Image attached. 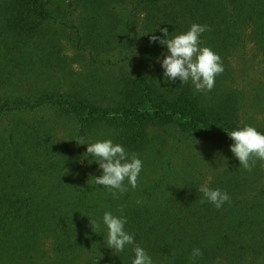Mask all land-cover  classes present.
<instances>
[{"label": "trees", "instance_id": "1", "mask_svg": "<svg viewBox=\"0 0 264 264\" xmlns=\"http://www.w3.org/2000/svg\"><path fill=\"white\" fill-rule=\"evenodd\" d=\"M192 23L209 26L203 46L224 64L207 93L169 84L155 61L164 49L149 43L158 27ZM249 45L264 61V0H0V264H131L130 249L119 260L100 244L103 226L91 230L105 211L128 218L154 264H264V162L243 169L227 135L264 132L263 86L238 63ZM108 51L122 58H99ZM77 138L136 153L138 186H96ZM201 184L230 200L201 203Z\"/></svg>", "mask_w": 264, "mask_h": 264}, {"label": "clouds", "instance_id": "2", "mask_svg": "<svg viewBox=\"0 0 264 264\" xmlns=\"http://www.w3.org/2000/svg\"><path fill=\"white\" fill-rule=\"evenodd\" d=\"M157 29L160 34L151 32L149 43L164 49L155 58L162 69L163 78L169 84H174L177 80L180 84L191 82L194 93L210 92L215 86L216 77L224 72V64L218 53L203 46L201 37L209 31V26L192 23L187 31L176 35H172L173 32L170 33L167 27ZM227 135L232 141L229 150L243 169L251 172L257 161L264 162V132L258 131L252 125H244L227 132ZM74 140L77 146L86 145L77 162L82 165L85 162L97 165L100 174L93 176L96 186L104 187L113 194L127 191L129 185L133 189L138 186L144 162L136 153L128 152L122 144L114 143L110 138L92 142H86L82 138ZM199 191L203 196L200 202L210 203L217 209L230 200L228 192L220 188H210L207 184H201ZM88 219L92 231L103 226L105 232L99 235L102 237L100 244L110 249L112 255L119 260V254L130 249L131 264H154L153 257L136 243L135 233L126 229L128 218L125 215L105 211L101 218ZM201 255L199 248H194L191 252L193 258Z\"/></svg>", "mask_w": 264, "mask_h": 264}, {"label": "rangeland", "instance_id": "3", "mask_svg": "<svg viewBox=\"0 0 264 264\" xmlns=\"http://www.w3.org/2000/svg\"><path fill=\"white\" fill-rule=\"evenodd\" d=\"M77 15V17L79 16L78 14H75ZM77 25H80L81 24H84V29L85 31L87 30H92L94 28V25L90 22V21H82V20H78L76 19L75 21ZM113 24L116 25V23L113 21ZM141 24V23H140ZM141 26L139 25L138 26V29L140 28ZM50 29L52 31H56V28L54 27H50ZM61 34V41L64 45H66L65 49V54L67 55L68 57V61H69V64L71 65L72 69L74 72H80L82 70L81 67V63L79 64L76 63L75 61H72L74 59V56H76V52L74 50H72V40H73V35L71 33V31L68 32V36H65L60 32ZM116 59H119V58H122L120 57L121 55H117V51H108L107 53L103 52L101 55H99V58L101 59H109V58H112L113 60H116ZM240 60V59H239ZM239 60L237 61H233V64L236 66V68H239L238 67V64L236 65V62H238ZM240 65H244L245 66V69L246 71L249 73L250 75V78L248 79V82H251L253 84H257L258 82L260 84H262L263 86V92H264V61L262 60V58L256 54V52L254 51V48L252 47V45H249L244 53V57H243V60L239 61L238 62ZM153 66H151L150 71H153ZM263 99H264V93H263ZM260 106L263 107V110L260 114L257 115V119L259 121H262L264 122V100L263 102L259 103Z\"/></svg>", "mask_w": 264, "mask_h": 264}]
</instances>
